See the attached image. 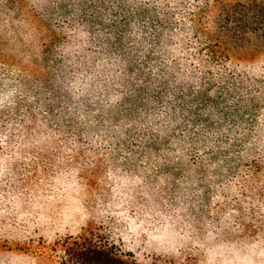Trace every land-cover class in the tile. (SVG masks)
I'll return each instance as SVG.
<instances>
[{"label":"trees","instance_id":"16d2710c","mask_svg":"<svg viewBox=\"0 0 264 264\" xmlns=\"http://www.w3.org/2000/svg\"><path fill=\"white\" fill-rule=\"evenodd\" d=\"M90 1L87 11L78 0L39 7L47 38L37 62L42 74L24 119L0 124V218L19 202L48 198L51 178L81 181L102 170L127 181L114 172L119 163L97 159L120 153L114 143L123 135L133 145L189 156L204 133L226 134L233 146L237 119L247 120L253 92L232 68V55L264 49V0ZM7 3L16 13L20 0ZM194 152L200 160V149ZM219 152L226 159L216 154L211 164L229 167L226 175L217 171L227 179L221 188L236 189V210L247 212L236 227L264 230V151ZM49 248L60 264H138L93 234Z\"/></svg>","mask_w":264,"mask_h":264},{"label":"rangeland","instance_id":"374dc122","mask_svg":"<svg viewBox=\"0 0 264 264\" xmlns=\"http://www.w3.org/2000/svg\"><path fill=\"white\" fill-rule=\"evenodd\" d=\"M44 1L20 0L18 14L8 13L10 4L0 0V124L24 119L42 74L37 62L47 39L39 15ZM78 1L86 11L91 7L90 0ZM232 68L253 92L245 106L247 120L237 119L233 146L226 143V134L214 139L204 133V143L195 148L201 151L198 160L193 147L187 149L189 156L168 154L166 145H157V151L150 143L133 145L123 135L114 143L120 153L97 159L119 163L116 176L128 180L120 183L102 170L83 173V182L78 175L51 178L48 198L39 204L19 202L0 218V264H60L49 247L90 234L138 264H264V230H238L236 222L247 212L236 210V189L221 188L227 179L218 174L226 175L229 167L219 171L211 164L216 154L226 159L219 151H264V49L234 53ZM260 178L264 183V173Z\"/></svg>","mask_w":264,"mask_h":264}]
</instances>
